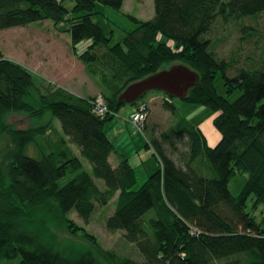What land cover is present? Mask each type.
Instances as JSON below:
<instances>
[{
	"label": "trees",
	"instance_id": "1",
	"mask_svg": "<svg viewBox=\"0 0 264 264\" xmlns=\"http://www.w3.org/2000/svg\"><path fill=\"white\" fill-rule=\"evenodd\" d=\"M63 1L0 0V30L44 19L55 26L64 22L61 30L68 32L74 53L89 71L96 68L101 75L107 112H94L93 97L60 87L42 92L31 72L0 50V134L7 133L13 146L0 165V262L103 264L91 250L66 252L71 248L62 246L47 222L71 234L82 231L94 243V236L69 214L75 212L87 223L117 194L105 226L122 231L136 245L140 264H264V49L253 65L229 74L231 63L215 55L206 37L217 17L263 14L264 0H153V16L142 20L127 15L135 26L112 44L93 19L96 2L119 8L124 0H74L70 13ZM85 39L88 44L77 52ZM172 62L199 74V83L182 100L218 111L213 124L221 137L208 145L199 125L180 114L173 97L161 91V108L174 121L159 135L145 121L140 130L145 147L152 148L159 165L135 188L134 166L117 151L103 125L126 104L118 103L117 96L129 83ZM218 74L226 94L240 92L234 100L217 91ZM137 101L133 104H145L148 113L147 104ZM13 110L31 117L50 111L61 127L54 148L47 151L40 143L54 126L14 128L4 121ZM30 144L37 145V157L26 153ZM111 153L117 156L114 165ZM239 171H248V178L233 195L227 184ZM67 173L69 178L61 182ZM249 196L253 208L262 206L259 222L245 209ZM96 247L109 264H137Z\"/></svg>",
	"mask_w": 264,
	"mask_h": 264
},
{
	"label": "rangeland",
	"instance_id": "2",
	"mask_svg": "<svg viewBox=\"0 0 264 264\" xmlns=\"http://www.w3.org/2000/svg\"><path fill=\"white\" fill-rule=\"evenodd\" d=\"M64 7L69 11L74 5V0H64ZM98 14L94 16L106 35L110 36V44L119 41L127 30L132 29L135 23L127 16L132 15L138 19H148L154 14L153 0H124L119 8L105 5L99 1L95 6ZM64 22L56 26L50 19L34 21L23 26L10 27L0 30V50L3 55L16 62H21L34 77V81L42 92H49L57 87L70 91L75 95L94 97L96 94L106 93L100 73L89 71L85 63L74 53L68 32L61 30L66 27ZM206 37L210 40V46L218 58H225L231 63L229 74L236 72L238 67L253 65L259 60L264 49V13L257 17H241L222 19L217 17L209 29ZM89 40H82L76 46V51H82ZM100 53V50H97ZM20 63V64H21ZM174 64L164 63L160 69H166ZM101 66V65H99ZM92 68V67H91ZM217 91L228 98L234 100L239 91L226 94L220 74L215 80ZM164 94L159 90L146 92L138 101H143L148 106L147 128L155 129V134L159 135L162 130L167 129L174 121L170 112L161 108ZM137 101V102H138ZM173 101L178 107L180 114L185 115L190 121L199 125L203 131L207 144L215 145L221 137L220 131L214 126L213 118L218 111L207 105L195 104L173 97ZM133 103L124 104L114 116L107 120L103 129L114 143L117 151L129 158L134 166L137 181L135 188L146 179L147 175L158 167L157 158L152 155V148L145 147V138L142 132L130 120L129 108H133ZM138 104L136 105V109ZM127 111H124V110ZM129 121L132 124L130 129H123L122 125ZM4 121L14 128H28L50 123L54 126V131L47 132L41 136L40 143L46 150H52L53 144L61 135L59 120L50 111L45 112L40 117L28 116L26 111L13 110L4 115ZM57 128V129H56ZM73 152L74 146L68 143ZM13 148L10 137L7 133L0 134V165L7 159L9 150ZM37 145L30 144L26 153L37 157ZM171 157L177 159L176 153H170ZM85 168L89 169L88 162L81 158ZM111 163L117 162V156L113 153ZM66 174L61 182L69 178ZM248 178V171H239L228 180V189L233 195H237ZM99 187H103V181L96 179ZM116 195L105 206H99L89 221L86 223L75 212H71L69 217L79 226H83L94 236V243L87 241L82 231L77 234L66 232L64 228L58 227L54 222L49 221L51 232H56L63 247L74 249L91 250L103 264H109L106 258L98 253L96 244L103 249H110L120 256L129 257L140 264L142 257L135 244L128 242L122 231H110L105 226L106 217L115 209ZM253 197L249 196L246 202V210L254 215L257 222L262 216V206L253 208ZM52 232V234H54ZM61 250V249H60ZM11 261L9 264L13 263ZM0 264H8L0 262Z\"/></svg>",
	"mask_w": 264,
	"mask_h": 264
},
{
	"label": "water",
	"instance_id": "3",
	"mask_svg": "<svg viewBox=\"0 0 264 264\" xmlns=\"http://www.w3.org/2000/svg\"><path fill=\"white\" fill-rule=\"evenodd\" d=\"M199 83V74L188 65L176 62L166 69L129 83L117 96L118 103H134L146 92L163 91L169 96L184 98L189 89Z\"/></svg>",
	"mask_w": 264,
	"mask_h": 264
},
{
	"label": "built area",
	"instance_id": "4",
	"mask_svg": "<svg viewBox=\"0 0 264 264\" xmlns=\"http://www.w3.org/2000/svg\"><path fill=\"white\" fill-rule=\"evenodd\" d=\"M94 112L99 116H104L107 112V105L104 96L101 93L96 94L92 99ZM146 105L141 104L136 111L131 114L130 120L141 130L147 119Z\"/></svg>",
	"mask_w": 264,
	"mask_h": 264
},
{
	"label": "crops",
	"instance_id": "5",
	"mask_svg": "<svg viewBox=\"0 0 264 264\" xmlns=\"http://www.w3.org/2000/svg\"><path fill=\"white\" fill-rule=\"evenodd\" d=\"M21 63V62H19ZM22 64V63H21ZM25 65V64H24ZM136 105H134L133 108H129V111H128V115H131L134 111H136ZM120 111V110H119ZM118 111V112H119ZM124 111H127L126 109ZM123 129L127 130L130 129L132 127V124L126 120L125 123H123L122 125ZM133 128V127H132ZM108 136V135H107ZM112 141V140H111ZM74 146V145H73ZM76 154H78V149L74 146V150H73ZM113 156V153H111V155L109 156V160H111V157ZM111 162V161H110Z\"/></svg>",
	"mask_w": 264,
	"mask_h": 264
}]
</instances>
